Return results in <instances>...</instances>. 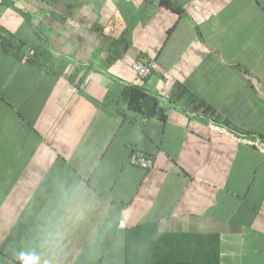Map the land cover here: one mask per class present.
<instances>
[{"label":"crops","instance_id":"obj_1","mask_svg":"<svg viewBox=\"0 0 264 264\" xmlns=\"http://www.w3.org/2000/svg\"><path fill=\"white\" fill-rule=\"evenodd\" d=\"M168 2L0 0V264H125L138 227L264 264V0Z\"/></svg>","mask_w":264,"mask_h":264},{"label":"trees","instance_id":"obj_2","mask_svg":"<svg viewBox=\"0 0 264 264\" xmlns=\"http://www.w3.org/2000/svg\"><path fill=\"white\" fill-rule=\"evenodd\" d=\"M161 4L165 7L169 6L168 0H161ZM127 108L145 120L152 119L160 122L166 120L158 100L137 87H132L127 94ZM207 110H209L208 107L205 108L206 112ZM150 228L149 226L148 231ZM142 229L138 227L126 231L128 236L125 264H182V259L188 255L186 264H219L215 253L217 245L214 237L157 236L155 239L137 241L134 247L129 246V235Z\"/></svg>","mask_w":264,"mask_h":264},{"label":"built area","instance_id":"obj_3","mask_svg":"<svg viewBox=\"0 0 264 264\" xmlns=\"http://www.w3.org/2000/svg\"><path fill=\"white\" fill-rule=\"evenodd\" d=\"M132 71L135 73L136 77L141 80L149 77L153 71L157 69V65L153 61H144L141 58L134 61L131 66ZM258 149L264 150V143L260 140H256L252 143ZM128 163L142 170H148L153 167V159L142 154L133 152L129 158Z\"/></svg>","mask_w":264,"mask_h":264},{"label":"clouds","instance_id":"obj_4","mask_svg":"<svg viewBox=\"0 0 264 264\" xmlns=\"http://www.w3.org/2000/svg\"><path fill=\"white\" fill-rule=\"evenodd\" d=\"M34 264H39V261L34 262Z\"/></svg>","mask_w":264,"mask_h":264}]
</instances>
